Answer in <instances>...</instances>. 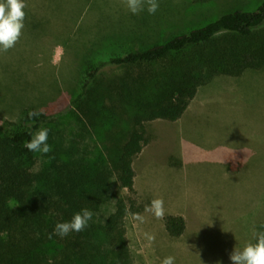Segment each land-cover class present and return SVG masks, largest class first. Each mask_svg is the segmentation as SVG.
<instances>
[{"label": "trees", "instance_id": "16d2710c", "mask_svg": "<svg viewBox=\"0 0 264 264\" xmlns=\"http://www.w3.org/2000/svg\"><path fill=\"white\" fill-rule=\"evenodd\" d=\"M246 69L264 70V0L162 42L98 59L83 68L71 110L44 111L33 122L28 113L39 109H28L10 127H0V264H132L124 219L144 209L132 169L149 140L144 123L176 120L199 85ZM69 113L83 134L101 133V153L81 144L82 132L66 131ZM40 128L49 131L53 150L46 155L22 146ZM111 177L126 193L101 221ZM85 208L93 216L83 231L54 233L58 222ZM163 225L168 235L179 236L185 221L167 214Z\"/></svg>", "mask_w": 264, "mask_h": 264}, {"label": "rangeland", "instance_id": "374dc122", "mask_svg": "<svg viewBox=\"0 0 264 264\" xmlns=\"http://www.w3.org/2000/svg\"><path fill=\"white\" fill-rule=\"evenodd\" d=\"M261 2L158 0L159 8L155 14H149L146 7L139 14H133L124 0H26L22 36L14 48L0 52V127H10L9 123L16 121L28 109H43L46 112L70 109L69 103L78 91L83 68L98 59L162 42L223 13L254 9ZM227 81L234 87L223 89ZM210 92L242 98L235 100L247 102L249 105L244 106L246 109L264 108V70L246 69L238 76L215 75L198 86L194 97ZM231 110L236 112L233 108ZM160 121H146L143 128L149 138H155L153 146L156 154L163 156L167 148L175 143V138L170 125L164 127L154 123ZM63 122L66 131L82 132L70 113L63 118ZM231 124L228 123L223 129H232ZM258 128L255 127L256 130ZM260 131L264 134L263 125ZM100 135L85 130L80 143L87 146L91 154L101 153ZM252 140H255L254 137L245 139L244 149L240 152L218 140L214 151L199 160L211 164L217 162L215 160L227 159L226 171L230 179L232 173L244 174L238 179L243 185L242 192L249 191L253 197H257L248 201V211L232 217L230 226L206 231V241L197 251L185 250L184 247L175 251L164 248L159 256L154 249L141 247L140 240H144L145 236L135 233L133 214L127 215L124 226L132 264H161L167 256H174L175 264H232L230 253L235 247L243 249L246 244L255 243L254 233L264 232V145L256 146ZM245 178L252 183L248 189ZM198 181H205V178L198 176ZM235 183L233 179L232 185ZM125 193L126 190L119 189L115 178L111 177L109 198L99 207V220L102 221L113 209L115 198Z\"/></svg>", "mask_w": 264, "mask_h": 264}, {"label": "crops", "instance_id": "0c3cea01", "mask_svg": "<svg viewBox=\"0 0 264 264\" xmlns=\"http://www.w3.org/2000/svg\"><path fill=\"white\" fill-rule=\"evenodd\" d=\"M226 84L223 89L234 87L228 81ZM194 98L176 120L165 122V119H157L162 121L154 122L164 127L170 125L173 130L175 143L167 148L165 154H156L153 146L155 138L151 137L132 161L136 199L144 206L135 214L145 217L143 223L133 219L132 224L135 233L141 237L145 236L144 233L155 235L154 242H149L146 237L140 242L141 247L157 251V256L164 248L175 251L184 247L185 250L197 251L206 241V231L230 226L232 217L248 211V201L257 199L249 191L242 192L243 185L238 179L244 176L243 173H232V178H229L227 159L215 160L217 162L211 164L199 160L214 151L218 140L226 142V146L237 152L244 149L247 138L254 137L252 142L256 146L264 145V134L260 131L264 126V108L246 109L247 102L240 103L235 99L242 98L230 94L210 92ZM231 108L236 112L233 113ZM228 123H232L233 128L223 129ZM198 176L204 177L205 181L199 182ZM233 179L236 180L234 185ZM244 183L247 189L249 184L252 186L246 178ZM157 197L164 200L165 215H181L184 218L185 228L179 236L168 235L163 219H156L145 211L151 200ZM199 231L201 234L197 235Z\"/></svg>", "mask_w": 264, "mask_h": 264}, {"label": "clouds", "instance_id": "9594fccd", "mask_svg": "<svg viewBox=\"0 0 264 264\" xmlns=\"http://www.w3.org/2000/svg\"><path fill=\"white\" fill-rule=\"evenodd\" d=\"M127 8L133 14H139L146 10L149 14H155L159 8L158 0H124ZM26 0H0V52H7L14 48L19 42L24 29V20L26 17ZM256 30V29H250ZM46 115L43 109L33 110L28 113L30 119L35 122L41 116ZM49 131L46 128H40L31 139L22 145L29 152L48 154L53 149L48 143ZM145 211L151 213L156 219H163L165 216L164 200L157 197L151 200L146 206ZM93 212L87 208L75 213L70 221L58 222L55 225L54 233L60 237L68 235L70 232H81L92 219ZM133 218L140 223L145 221V217L140 214H134ZM51 235V234H50ZM149 242L155 241V235L144 233ZM255 243L246 244L243 249H237L230 253L232 264H264V232L254 233ZM161 264H175L174 256H167Z\"/></svg>", "mask_w": 264, "mask_h": 264}]
</instances>
